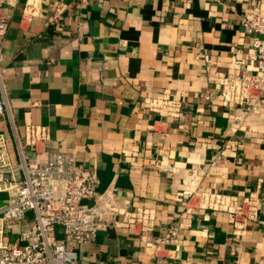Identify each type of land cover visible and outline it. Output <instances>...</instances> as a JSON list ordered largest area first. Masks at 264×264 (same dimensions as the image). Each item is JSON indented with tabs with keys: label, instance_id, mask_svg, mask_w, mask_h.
<instances>
[{
	"label": "crops",
	"instance_id": "0c3cea01",
	"mask_svg": "<svg viewBox=\"0 0 264 264\" xmlns=\"http://www.w3.org/2000/svg\"><path fill=\"white\" fill-rule=\"evenodd\" d=\"M57 4L61 18L49 24ZM2 10L16 134L47 126L39 157L74 151L77 165L98 178L94 195L109 192L118 209H153L149 235L178 230L176 243L151 256L119 226L121 214L109 212L105 230L78 247L77 264H264V105H223L218 82L223 72L256 71L240 20L264 14V0H7ZM163 95L178 101V115L150 108ZM0 132L15 160L6 115ZM26 152L34 155L33 147ZM202 192L236 204L255 194L257 216L235 232L226 211L204 205ZM9 201L10 192L0 191V208ZM29 224V216L0 218V243H15Z\"/></svg>",
	"mask_w": 264,
	"mask_h": 264
},
{
	"label": "built area",
	"instance_id": "2783aa9c",
	"mask_svg": "<svg viewBox=\"0 0 264 264\" xmlns=\"http://www.w3.org/2000/svg\"><path fill=\"white\" fill-rule=\"evenodd\" d=\"M6 1L0 0V115H6L11 122L16 159L10 158L8 137L0 132V191L10 192L9 203L0 208V218L29 216L30 224L19 233L15 243H0V264H77L78 247L94 242L97 234L105 230L109 212L120 213L119 226L140 237L145 248L153 250L151 256H156L155 249L178 240L175 225H168L162 235L154 237L149 235L155 223L153 209H118L109 192L94 195L98 178L92 170L77 165L74 151L59 148L39 157L48 139L47 126L26 125L22 137L16 134L5 85L7 68L2 62L1 40L8 25L2 5ZM63 9V4L54 5L47 23H57ZM29 12L27 5L24 13ZM240 21L243 32L251 36L250 57L256 63V71L223 72L218 75V82L223 105H239L250 111L264 105V14L247 12ZM148 104L161 114L180 113L178 101L166 95L151 99ZM27 146L33 147L34 155H28ZM92 198L95 201L88 203ZM193 199L190 196L185 203V212L194 207ZM201 199L207 207L226 211L235 232L243 230L245 223L257 216L259 197L255 194L243 197L240 204L228 195L214 192H202ZM161 262L163 259L159 258L157 263Z\"/></svg>",
	"mask_w": 264,
	"mask_h": 264
}]
</instances>
